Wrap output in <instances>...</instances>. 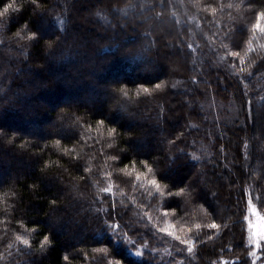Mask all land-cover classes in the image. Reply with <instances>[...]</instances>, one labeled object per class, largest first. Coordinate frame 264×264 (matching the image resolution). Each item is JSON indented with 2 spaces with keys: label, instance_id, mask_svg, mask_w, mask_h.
<instances>
[{
  "label": "trees",
  "instance_id": "trees-1",
  "mask_svg": "<svg viewBox=\"0 0 264 264\" xmlns=\"http://www.w3.org/2000/svg\"><path fill=\"white\" fill-rule=\"evenodd\" d=\"M261 14L0 0V264H264Z\"/></svg>",
  "mask_w": 264,
  "mask_h": 264
},
{
  "label": "rangeland",
  "instance_id": "rangeland-1",
  "mask_svg": "<svg viewBox=\"0 0 264 264\" xmlns=\"http://www.w3.org/2000/svg\"><path fill=\"white\" fill-rule=\"evenodd\" d=\"M229 95L230 94L227 93V97L225 98L224 102L226 103L228 108H233L234 111H237L239 113L240 112L239 103L233 100L232 98H230ZM214 106L220 109L219 100H216L214 102ZM204 110H206L205 106H204ZM214 117H216L215 114ZM221 144L223 145V143ZM225 161L226 162L228 161L227 157L225 158ZM245 226L247 231L248 244L252 248V254L257 257L259 249L264 245V216L262 215L257 205L255 204V198L252 197L248 199V203H247ZM172 228L173 227L171 224L167 225L166 232H168L169 234L173 233Z\"/></svg>",
  "mask_w": 264,
  "mask_h": 264
},
{
  "label": "snow or ice",
  "instance_id": "snow-or-ice-1",
  "mask_svg": "<svg viewBox=\"0 0 264 264\" xmlns=\"http://www.w3.org/2000/svg\"><path fill=\"white\" fill-rule=\"evenodd\" d=\"M4 11L7 12V11H8V8L6 7V8L4 9ZM261 15H264V14H261ZM255 27H257V26H255ZM144 91L147 92L148 90H147V89H144ZM151 183H152L153 185L156 184L155 181H151ZM176 195H179V193H176ZM210 227H212V228H216L217 225H216V224H212V225H210ZM101 251H102V250H101Z\"/></svg>",
  "mask_w": 264,
  "mask_h": 264
}]
</instances>
